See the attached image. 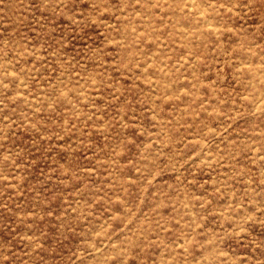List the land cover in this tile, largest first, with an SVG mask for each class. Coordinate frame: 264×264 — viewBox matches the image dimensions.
Returning <instances> with one entry per match:
<instances>
[{
  "label": "rangeland",
  "instance_id": "1",
  "mask_svg": "<svg viewBox=\"0 0 264 264\" xmlns=\"http://www.w3.org/2000/svg\"><path fill=\"white\" fill-rule=\"evenodd\" d=\"M0 264H264V0H0Z\"/></svg>",
  "mask_w": 264,
  "mask_h": 264
},
{
  "label": "bare ground",
  "instance_id": "2",
  "mask_svg": "<svg viewBox=\"0 0 264 264\" xmlns=\"http://www.w3.org/2000/svg\"><path fill=\"white\" fill-rule=\"evenodd\" d=\"M192 3V2H191ZM216 29V28H215Z\"/></svg>",
  "mask_w": 264,
  "mask_h": 264
}]
</instances>
